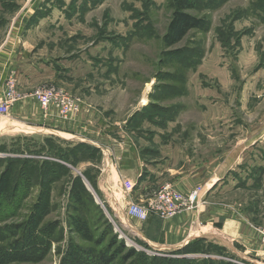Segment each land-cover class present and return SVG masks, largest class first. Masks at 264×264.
<instances>
[{
    "label": "rangeland",
    "instance_id": "obj_1",
    "mask_svg": "<svg viewBox=\"0 0 264 264\" xmlns=\"http://www.w3.org/2000/svg\"><path fill=\"white\" fill-rule=\"evenodd\" d=\"M167 1L42 0L20 33L28 34L33 60L47 57L69 67V74L47 85L127 116L146 159H158L162 151L175 166L187 157L228 158L220 167L232 180L220 185L216 200L236 204L264 226V0H193L187 12L208 25L170 47L162 43L172 15ZM14 5L0 8L9 23ZM8 21L0 23V42L11 28ZM23 70L0 81V99L8 75L21 95L0 114V264H75L76 255L88 258V249L113 243L120 264H264L261 238V255L248 251L252 257L243 259L201 240L157 248L120 225L83 174L82 160L97 157L73 150L76 140L18 118V105L32 100L42 116L54 111L60 117L31 95L46 84L20 89ZM129 250L136 255L124 260Z\"/></svg>",
    "mask_w": 264,
    "mask_h": 264
},
{
    "label": "crops",
    "instance_id": "obj_2",
    "mask_svg": "<svg viewBox=\"0 0 264 264\" xmlns=\"http://www.w3.org/2000/svg\"><path fill=\"white\" fill-rule=\"evenodd\" d=\"M15 3L17 8L9 18L10 23L8 18L0 17V23L7 24L8 21L11 27L0 42L1 83L9 71L17 74L22 68V90L51 84L48 79L54 80L56 77L61 78L63 74H69V67L58 65L54 59L44 57L33 60L32 49L28 47V34L24 36L20 33L33 12L40 7L42 0H23L21 3L0 0V8L2 11L14 8ZM20 9H23L22 12L14 17ZM77 98L79 107L67 119L57 117L54 111L42 116L38 103L33 100L18 105V111H21V117L18 118H30L29 121L41 124L42 129L49 135L65 141L76 140L98 150L97 160H82L83 170H99L95 178L90 176L95 180L102 201L119 219L120 225L133 227L134 235L157 248H181L195 240H201L224 246L243 259L252 257L248 251H254L251 253L253 256L261 255L263 251L259 238L260 230L264 226L256 224L236 204L215 198V195L222 194L220 185L232 180L222 175L220 167L222 162L227 163L228 158L221 156L219 160L211 161L207 158L187 157L186 163L175 166L176 161L170 153L162 151L160 158L146 159L126 122L127 116L118 118L114 113L109 114L87 99ZM163 183H170L175 190L190 197L192 208L181 210L165 219L152 213L145 220L126 214L128 203H145Z\"/></svg>",
    "mask_w": 264,
    "mask_h": 264
},
{
    "label": "built area",
    "instance_id": "obj_3",
    "mask_svg": "<svg viewBox=\"0 0 264 264\" xmlns=\"http://www.w3.org/2000/svg\"><path fill=\"white\" fill-rule=\"evenodd\" d=\"M4 84L5 90L0 99V114L5 113L9 106L21 97L12 75L6 77ZM31 95L38 100L43 109L54 106L60 118H66L71 112L78 109V98L61 87L41 86L36 88ZM146 103V100L141 102L142 105ZM192 206L190 197L175 190L170 183H165L156 189L145 203H128L125 212L128 216L139 220H145L150 213L165 219L174 216L181 210L190 209ZM128 227L133 233V227ZM260 238L264 245V228L260 230Z\"/></svg>",
    "mask_w": 264,
    "mask_h": 264
},
{
    "label": "trees",
    "instance_id": "obj_4",
    "mask_svg": "<svg viewBox=\"0 0 264 264\" xmlns=\"http://www.w3.org/2000/svg\"><path fill=\"white\" fill-rule=\"evenodd\" d=\"M167 5L172 9L171 19L167 25L166 32L162 36V43L166 47H170L177 42H179L185 34L191 29H205L208 25L207 20L205 17H196L187 12V10L192 9L194 7L193 0H168ZM90 3H92L90 1ZM94 3V2H93ZM77 145L73 147V150L76 152H88L89 155H95L98 158V150L95 147H91L85 143H76ZM82 148V149H81ZM90 159H97L94 157H87ZM43 170L46 169V166L42 165ZM91 185L95 188V185L91 179L90 173L84 172L83 173ZM88 175V177L86 176ZM90 176V177H89ZM49 179V178H48ZM74 181L81 185V180L79 176L74 177ZM2 195V190L0 188V196ZM13 227H19L17 225H12ZM22 233H25L24 229H21ZM200 240H195L197 242ZM193 244V243H191ZM188 244L187 246H189ZM112 245H108L107 247L100 248V249H88V258H84L82 255L78 254L75 258V264H120L116 261V256L114 252H111ZM187 246H184L186 248ZM122 252V251H120ZM136 253L134 250H129L123 256L124 260L132 258L135 256ZM70 259V258H69Z\"/></svg>",
    "mask_w": 264,
    "mask_h": 264
},
{
    "label": "bare ground",
    "instance_id": "obj_5",
    "mask_svg": "<svg viewBox=\"0 0 264 264\" xmlns=\"http://www.w3.org/2000/svg\"><path fill=\"white\" fill-rule=\"evenodd\" d=\"M143 100H146L145 98Z\"/></svg>",
    "mask_w": 264,
    "mask_h": 264
}]
</instances>
